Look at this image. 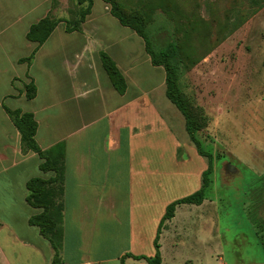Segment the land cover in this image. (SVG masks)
Instances as JSON below:
<instances>
[{
	"label": "crops",
	"instance_id": "1",
	"mask_svg": "<svg viewBox=\"0 0 264 264\" xmlns=\"http://www.w3.org/2000/svg\"><path fill=\"white\" fill-rule=\"evenodd\" d=\"M101 2L98 9L94 2L82 33L69 34L61 23L38 48L27 34L52 11V0H0V264H14L9 253L23 264L55 259L50 242L30 225L41 213L27 202L31 180L62 188V264H149L136 257L155 258L167 208L202 187L206 158L170 121L176 113L166 99L165 70L152 65L143 39ZM37 48L30 65L20 63ZM101 52L125 77V95L113 88ZM32 82L37 97L28 100ZM6 110L34 115L43 152L60 148L51 159L63 167L61 183L54 171H41L38 154H22L21 135ZM204 203L177 207L164 224L162 264V243L176 237L178 215Z\"/></svg>",
	"mask_w": 264,
	"mask_h": 264
},
{
	"label": "rangeland",
	"instance_id": "2",
	"mask_svg": "<svg viewBox=\"0 0 264 264\" xmlns=\"http://www.w3.org/2000/svg\"><path fill=\"white\" fill-rule=\"evenodd\" d=\"M95 1L98 9L101 0ZM115 2L145 20L153 41L180 46V91L203 123L196 138L213 156L204 206L178 215L176 237L162 243L166 263L264 264V0ZM54 5L59 19L79 11L76 0ZM173 107L176 118L170 121L193 144L184 115ZM9 256L14 264L24 263L16 253Z\"/></svg>",
	"mask_w": 264,
	"mask_h": 264
},
{
	"label": "trees",
	"instance_id": "3",
	"mask_svg": "<svg viewBox=\"0 0 264 264\" xmlns=\"http://www.w3.org/2000/svg\"><path fill=\"white\" fill-rule=\"evenodd\" d=\"M79 11L72 13L71 19L56 18L54 9L55 0H52V11L49 15L42 19L39 23L31 26L27 40L38 45V48L43 46L55 29L61 23L66 24V32L82 33L86 19L92 13L94 7L93 0H76ZM110 6L111 15L126 28L134 31L140 38L143 39L146 46V52L151 58V63L154 67H161L166 73V96L186 119V130L192 143L195 145L199 155L208 159V168L202 175V187L195 194L181 199L171 204L166 211V214L161 222L159 233L155 240L154 246L156 256L154 259L147 257H136L137 260H146L149 264H162L160 235L164 224L173 220L176 209L182 205L201 206L205 201V192L212 184V176L214 173L213 156L202 149L201 143L196 138V133L202 129L200 117L196 111L193 112L192 106L187 104L180 91V82L185 75V61L180 51V46L170 40L153 41L152 37L146 29V22L138 15H127L115 2V0H102ZM38 48L33 54L20 61V63L31 64L34 60ZM102 66L107 73L113 88L121 95H125L128 89L127 82L123 74L117 67L114 60L105 52L100 53ZM264 65V61H263ZM25 96L28 100H34L37 97V87L32 82L25 88ZM8 116L12 120L16 129L21 135V150L23 155L36 153L43 160L41 171L46 173L54 171L57 174L55 183H61L63 180V167L56 160L51 159V152H43L36 141L38 131V123L33 114L23 113L22 111L6 110ZM63 152H58L62 154ZM57 154V155H58ZM55 155V154H54ZM61 185V184H60ZM29 196L28 204L41 213L30 220V225L40 229L42 236L47 239L56 252L55 259L52 264H62L59 258V252L62 248L63 240V208L57 203V198L62 193V188H53L52 183L43 179L31 180L27 185Z\"/></svg>",
	"mask_w": 264,
	"mask_h": 264
},
{
	"label": "clouds",
	"instance_id": "4",
	"mask_svg": "<svg viewBox=\"0 0 264 264\" xmlns=\"http://www.w3.org/2000/svg\"><path fill=\"white\" fill-rule=\"evenodd\" d=\"M209 130L211 131V127L209 128Z\"/></svg>",
	"mask_w": 264,
	"mask_h": 264
}]
</instances>
